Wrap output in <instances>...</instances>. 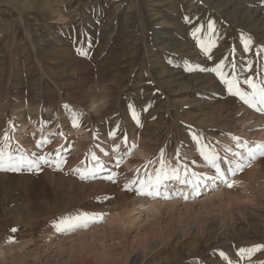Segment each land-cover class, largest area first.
I'll return each instance as SVG.
<instances>
[{"label":"rangeland","instance_id":"rangeland-1","mask_svg":"<svg viewBox=\"0 0 264 264\" xmlns=\"http://www.w3.org/2000/svg\"><path fill=\"white\" fill-rule=\"evenodd\" d=\"M196 27L200 40L215 42L211 59L191 35ZM242 35L252 41L247 52ZM78 41L87 56L73 51ZM259 50L264 0H0V147L8 133L9 151L59 149L63 161L57 169L54 155L39 170L0 171V264H113L117 257L114 264H264V247L238 255L264 246V158L233 177L232 188L208 182L195 195L170 182L187 200L123 190L137 169L159 167L161 150L188 179L212 175L193 134L221 157L243 151L234 136L250 146L264 142V114L229 95L214 74L185 71L224 59L250 91L246 76L264 78ZM249 63L251 71H241ZM65 103L83 113L78 128ZM117 122L137 146L114 168L118 141L106 133ZM44 139L50 142L37 147ZM90 152L108 165L102 175L117 173L116 183L73 171L94 164ZM81 213L102 219L55 230Z\"/></svg>","mask_w":264,"mask_h":264},{"label":"snow or ice","instance_id":"snow-or-ice-1","mask_svg":"<svg viewBox=\"0 0 264 264\" xmlns=\"http://www.w3.org/2000/svg\"><path fill=\"white\" fill-rule=\"evenodd\" d=\"M187 19V18H186ZM209 33H215L214 25L209 22L207 25ZM201 29L196 27L191 35L196 38L197 47L200 51L208 58L211 59L210 52L214 47L215 42L206 40H200L198 34ZM242 46L245 52L249 51L252 44L250 37H241ZM264 51V50H259ZM258 51V54H259ZM80 56H87V52L83 49H77ZM252 64L249 63L245 69L241 71H251ZM185 71H200L204 73L214 74L219 82L225 86L226 91L229 95L238 98L245 105L250 108H254L261 114H264V78L254 79L252 75L246 76L243 80V84L247 85L250 91H243L240 87L239 76L236 72L235 65H229L224 59L219 62H214L212 67H200L199 65L188 66ZM63 110L69 114L71 126L75 129L80 126V121L83 113L79 110L73 109L68 103L62 105ZM127 109L131 120L137 126L140 125V116L135 109V106L131 103L127 105ZM147 111V108H145ZM63 135V133L61 134ZM99 133H94V138L98 136ZM107 138L112 141H118L112 145V153L115 154V162L113 167L119 168L124 158L131 155L132 149L137 145L129 137L126 131H122L120 123L117 122L115 126L110 127L106 133ZM236 146L243 149L241 152H232L231 156L221 157L215 150L210 149L208 145L203 143V137L196 134L192 135V140L196 143L199 155L203 158L206 164L212 169V175L206 174H192V179H188V173L185 169L184 174L181 175V170L179 165L176 167H171L167 164V161L163 158V150L160 153L159 167L155 169L154 172H145L142 175L140 170L137 169V175L128 181L123 186V190L133 191L135 190L136 195L146 196L149 198H163L171 199L173 195H182L185 200L188 199L189 193H185L180 190L172 191L170 189V182L175 181L179 185H187L191 194L198 195L199 188L211 182L209 186L222 184L228 188L234 186L235 181L232 179L238 173L243 172L245 168L250 167L252 162L257 158H264V142H255L250 146L248 142H241L238 137H232ZM11 137L8 133H5L3 137V146L0 147V171H21L22 169L27 171L39 170L42 164H51L53 162V156L58 157L55 161L56 168L59 169L62 159L59 158L60 150L58 149L56 153H48L46 155L39 154H28L23 151L13 150L9 151ZM47 139L37 141V147L42 144L49 143ZM103 152V149H101ZM105 156L109 153L103 152ZM91 161L94 164L87 169L81 171L80 169H74V172H79L80 179L88 180L95 178H103L111 183H116L117 173L115 171H108L106 175H102L108 169V165L104 164L94 153H89ZM148 163H151L149 161ZM147 167V165H145ZM219 182V184L217 183ZM105 199L108 197L105 196ZM102 219V214H88L81 213L79 215L73 216L71 218L65 217L54 225L55 230L60 233H67L75 230L76 228L83 227L87 228L88 225L93 221H99ZM11 231L15 232L16 229L13 228ZM7 242H12L9 239ZM262 245H255L251 248H241L238 255H243L244 253H255L259 251ZM221 258H225L223 252H220Z\"/></svg>","mask_w":264,"mask_h":264},{"label":"bare ground","instance_id":"bare-ground-1","mask_svg":"<svg viewBox=\"0 0 264 264\" xmlns=\"http://www.w3.org/2000/svg\"><path fill=\"white\" fill-rule=\"evenodd\" d=\"M98 13V12H97ZM96 13V14H97ZM100 13V12H99ZM97 18H99V17H97ZM100 19V18H99ZM94 21H96L97 22V20H94ZM93 24V23H92ZM91 32V31H90ZM77 38H79V37H77ZM79 40V39H78ZM82 42V41H81ZM80 43V41H78V43H75V45L73 46V51L74 52H77V49H80L79 47H78V44ZM81 49H82V47H81ZM113 256V255H112ZM119 256V255H118ZM119 258H121V257H119ZM114 259V260H113ZM112 260H113V262L115 263V261H117V259H118V257H117V259L115 260V258H113ZM113 263V264H114Z\"/></svg>","mask_w":264,"mask_h":264}]
</instances>
